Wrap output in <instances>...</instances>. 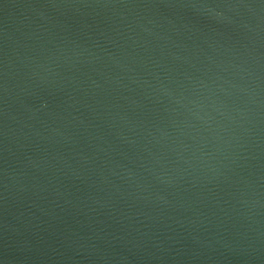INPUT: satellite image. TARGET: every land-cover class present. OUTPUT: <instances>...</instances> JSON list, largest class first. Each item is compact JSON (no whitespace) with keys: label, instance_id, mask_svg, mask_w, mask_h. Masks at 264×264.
I'll use <instances>...</instances> for the list:
<instances>
[{"label":"water","instance_id":"1","mask_svg":"<svg viewBox=\"0 0 264 264\" xmlns=\"http://www.w3.org/2000/svg\"><path fill=\"white\" fill-rule=\"evenodd\" d=\"M0 264H264V0H0Z\"/></svg>","mask_w":264,"mask_h":264}]
</instances>
